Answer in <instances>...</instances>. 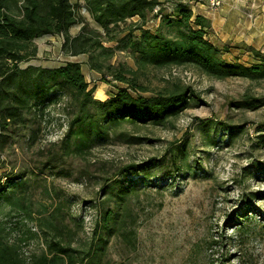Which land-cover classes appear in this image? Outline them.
Returning a JSON list of instances; mask_svg holds the SVG:
<instances>
[{
  "label": "rangeland",
  "instance_id": "1",
  "mask_svg": "<svg viewBox=\"0 0 264 264\" xmlns=\"http://www.w3.org/2000/svg\"><path fill=\"white\" fill-rule=\"evenodd\" d=\"M157 1L172 5L177 0ZM9 2L10 12L20 17L21 0ZM70 3L77 19L69 28L71 37L83 24L103 34L84 0ZM188 6L202 12L194 3ZM133 21L136 18L122 25L120 36ZM258 26L252 39L238 29L234 36L246 37L264 53L263 19ZM209 35L218 39L213 31ZM227 41L217 40L215 45ZM32 44L36 55L19 63L21 69L53 68L76 61L88 86L95 88L94 99L100 101L114 93L115 87L123 86L100 81V75L89 68V54H65L62 36H41ZM231 44H224L229 48L227 59L238 58L244 64L253 61L243 46L239 49ZM102 45L113 49L109 58H98L104 67L122 64L137 69L126 50H114L113 43ZM103 72L107 73L104 68ZM136 78L147 89L145 95L188 87L190 106L162 125L125 124L115 135L111 133L103 142L84 148L80 156L59 159L51 155L66 128L62 105L46 108L38 118L26 111L25 125L9 122L6 130H0V181L14 178L20 183L17 188L9 184L3 192L0 190V242L13 247L22 262L30 263L45 250L46 230L37 225L39 219L47 212H56L68 228L61 239L77 249L78 255L100 243L97 264H208L210 260L217 264L221 258L223 264H263L264 234L239 249L230 236L234 235L238 215L257 222L264 217V106L244 110L230 103L247 95L264 97V80H216L188 67H146L137 70ZM120 133L141 140L127 143L117 137ZM173 145L182 147L183 161L178 172L166 176L171 166L165 159ZM126 166L136 168V174H117ZM113 179L118 180V189H129L124 196L107 200L105 187ZM11 189L28 209L30 219L22 210L3 204L2 196ZM106 211H113L117 222L111 230L102 231L101 216Z\"/></svg>",
  "mask_w": 264,
  "mask_h": 264
},
{
  "label": "trees",
  "instance_id": "2",
  "mask_svg": "<svg viewBox=\"0 0 264 264\" xmlns=\"http://www.w3.org/2000/svg\"><path fill=\"white\" fill-rule=\"evenodd\" d=\"M183 1H175L167 11V6L164 5L167 1L84 0L86 10L103 30V34L88 30L83 24L78 34L71 37L69 28L77 23V19L70 0H21L20 17L10 12L9 0H0L1 132L6 130L9 122L15 126L20 123L25 125L26 111H32L33 116L38 118L46 108L62 105L66 128L58 143V149L52 152L51 158L80 156L84 148L103 142L111 133L115 135L117 129L125 124L162 125L167 119L176 118L179 112L190 106L192 95L188 87H174L165 93L145 95L147 89L136 78L138 69L188 67L198 74L216 80L234 77L249 81L264 80V53L246 47L245 51L253 60L250 63H241L238 58L227 59L225 56L229 51L226 45L218 47L208 38L210 21L193 14ZM133 18L136 21L128 25L126 33L120 36L123 34L122 25ZM53 35L63 37L62 49L65 54H89V68L100 75V81L106 84L118 82L123 86L115 87L114 93L100 101L94 99L95 88L88 86L81 65L76 61H66L53 68L18 67L19 63L35 57L36 50L32 44L34 39ZM102 42L115 44L114 50H126L137 69L133 70L122 64H108L104 67L98 58H109L113 49L103 47ZM103 68L107 73L103 72ZM230 106L244 110L258 109L264 106V97L247 95L239 101H232ZM124 136L121 133L117 135L127 143H138L141 140L135 136ZM182 155L181 146L173 145L170 148L165 160L170 161L171 169L164 173L166 176L181 169ZM127 172L136 174L137 170L126 166L117 174L125 175ZM17 180L9 179L6 183L0 181V190L3 192L9 184L13 188L19 187ZM116 185L117 179L106 184L107 200L124 196L129 189H118ZM12 194L13 190L2 196L3 204L22 210L26 218L30 219L28 209ZM238 216L240 219L234 224V238L230 236V240L235 239L239 249L247 241L264 234V217L257 222L254 218ZM38 222L37 225L46 230L43 231L46 232L45 250L34 256L30 263H24L13 247L0 242V264L98 263L100 243L92 244L82 256L78 255L77 249L61 239V236H65L62 232L68 228L56 212H47V216L41 217ZM116 222L114 212L106 211L101 216L100 228L102 231H109ZM97 228L96 223L93 234ZM226 238L228 240L229 237ZM219 261L217 264H223L224 260L221 258ZM208 264H211V260Z\"/></svg>",
  "mask_w": 264,
  "mask_h": 264
},
{
  "label": "crops",
  "instance_id": "3",
  "mask_svg": "<svg viewBox=\"0 0 264 264\" xmlns=\"http://www.w3.org/2000/svg\"><path fill=\"white\" fill-rule=\"evenodd\" d=\"M195 8L197 10H202V12H195V10L190 8L192 13L207 18L210 21V32L213 31L218 36V39H212L211 35L208 36L210 42L214 45L217 40L221 42L228 40V43L226 42L224 44L232 43L231 45L237 46L239 49L243 46L244 48L250 47L258 50V48H255V46L251 44L249 39L257 36L255 31L256 28H259L257 25L261 24L262 19L264 21V0H222V4L219 8L220 10H212L204 5H197ZM244 10L246 13L242 12ZM247 13H249V18L246 16ZM237 29L242 31V34H246L249 39L246 37H240V39L235 37L234 35ZM222 44L220 45L221 47L224 45ZM246 54L248 53L246 52Z\"/></svg>",
  "mask_w": 264,
  "mask_h": 264
},
{
  "label": "built area",
  "instance_id": "4",
  "mask_svg": "<svg viewBox=\"0 0 264 264\" xmlns=\"http://www.w3.org/2000/svg\"><path fill=\"white\" fill-rule=\"evenodd\" d=\"M183 3H186L187 5H191L194 3V5H204L212 10H218L222 4V0H184ZM166 6H169V10L171 9V5L165 4ZM156 12V10H154ZM59 37L61 35H58Z\"/></svg>",
  "mask_w": 264,
  "mask_h": 264
}]
</instances>
